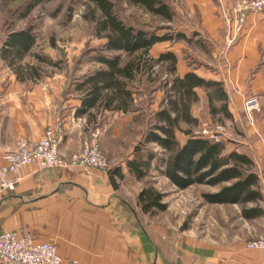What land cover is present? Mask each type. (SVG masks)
Segmentation results:
<instances>
[{
	"label": "crops",
	"instance_id": "1",
	"mask_svg": "<svg viewBox=\"0 0 264 264\" xmlns=\"http://www.w3.org/2000/svg\"><path fill=\"white\" fill-rule=\"evenodd\" d=\"M197 3L191 2L197 6L200 24L219 44L223 57L217 64L201 62L190 69L202 78L221 81L234 121L231 78L248 68L247 49L237 44L229 52L228 32L211 1ZM190 69L177 60V74ZM61 95L57 77L12 78L1 100L4 106L0 115L5 121L0 122V152L14 148L20 136L37 140L47 126L60 123L63 134L59 152L69 161L97 123L88 122L84 115L74 116L81 93L72 98ZM250 125L251 132L263 135V117ZM247 146L239 150L235 145L226 152L236 149L252 158L263 194L259 204L264 210V143L254 141ZM107 169L81 165L20 168L22 179L16 188L0 192V232L27 230L34 243L50 241L65 264L72 260L76 264H264V250L245 247L247 240L264 238V215L246 219L238 203H208L200 210L206 223L192 225L189 233L157 226L149 219L147 225L133 229V224L127 225L128 217L120 213V201L115 196L121 186L119 177H110ZM120 171L129 174L126 164Z\"/></svg>",
	"mask_w": 264,
	"mask_h": 264
},
{
	"label": "rangeland",
	"instance_id": "2",
	"mask_svg": "<svg viewBox=\"0 0 264 264\" xmlns=\"http://www.w3.org/2000/svg\"><path fill=\"white\" fill-rule=\"evenodd\" d=\"M29 1L0 0V45L9 32L32 28L36 41L30 53L22 59L21 65L26 68L23 73L27 74L30 72V66H34L42 77H57L61 81V96L68 95L72 98L74 94H80L73 88L77 79L101 67L90 59L92 55L102 51L105 41L103 37L97 36L95 30L94 19L99 17V11L91 0H43L28 10ZM111 1L115 11L126 24L154 29L159 35L168 33L174 37L177 32L185 35L184 39L155 44L148 51L149 57L154 59L161 51L171 50L189 69L199 66L201 62L217 64L223 57L219 44L211 39L201 26L196 4H191L202 3L204 0H163L175 13L170 21L155 17L125 0ZM210 1L215 14L225 26L226 34L228 32L229 52L237 44L246 47L247 53L244 55L249 60V66L231 78L234 121L222 111L212 113L205 92L200 88L197 91L198 100L191 105V114L197 118V122L191 125L182 122L180 127L192 129L195 134L213 135L217 140L222 139L227 142V149L236 145V148L242 150L254 141L264 143V133L262 135L259 131V136L256 131L251 132L250 127L255 118H264V6L261 10H247L243 24L239 28L231 29L229 22L233 14L230 8L235 0ZM226 45L227 43L225 47ZM34 55L50 59L55 64L46 59L40 60ZM122 58L124 61L129 59L126 55ZM166 66L167 62L154 64L150 74L149 70L145 69L138 82L134 83L137 87L135 98L138 110L126 114L106 111L96 115L97 124L92 131L99 132L96 139L107 160V168L125 167L135 144L142 139L143 133L150 126L152 113L159 109V104L165 96L164 81L173 76L166 71ZM12 78H16V75L5 61L0 59V113L4 106L2 97ZM251 97L256 98L257 107L248 113L244 110V102ZM214 106L219 108L220 102L215 101ZM4 121L0 115V122ZM185 137L182 131H177L176 138L179 142H183ZM146 148L160 154V149L154 144H148ZM157 162L158 158L152 160L153 165ZM262 170L264 173L263 168ZM119 181L121 186L115 196L117 202L120 201V213L128 217L127 225L133 224V229H140V224L147 225L149 219L157 226H171L176 232L185 230L188 233L192 225L200 227L206 223V217L200 210H204L210 202L205 201L203 195L216 192L221 187L193 184L180 189L154 170H151L149 177L141 180L124 173ZM149 184L163 194L162 202L167 204L164 211L150 215L142 213L136 203L138 191ZM229 213H232L231 209Z\"/></svg>",
	"mask_w": 264,
	"mask_h": 264
},
{
	"label": "trees",
	"instance_id": "3",
	"mask_svg": "<svg viewBox=\"0 0 264 264\" xmlns=\"http://www.w3.org/2000/svg\"><path fill=\"white\" fill-rule=\"evenodd\" d=\"M91 1L99 11V17L94 19L96 34L105 41L102 51L90 58L101 67L83 74L74 83L73 88L81 93V104L75 108L74 116L84 115L88 122H95L96 115L105 111L133 113L139 109L134 83L138 82L145 69L150 74L154 64L167 62L166 71L173 76L165 79V96L159 109L152 113L150 126L135 144L131 157L126 160L128 173L134 179L141 180L149 177L151 170H154L180 189L193 184L218 185L221 186L218 191L203 195L205 201L238 203L240 213L246 219L264 215L259 204L263 200V194L258 174L253 170L252 158L236 149L226 152L227 142L222 139L195 134L192 129L180 127L182 122L190 125L197 122V118L191 114V105L198 100L197 88L204 90L212 113L222 111L226 117H232L221 81L202 78L192 69L183 75L176 74L178 56L171 50L161 51L154 59L148 55L149 49L155 44L161 41L174 42L184 39L185 35L182 32H177L174 37L168 33L159 35L154 29L126 24L115 11L111 0ZM125 1L166 21L172 20L175 15L163 0ZM42 2L43 0H30L28 10ZM35 41V33L29 27L9 32L0 45V59L20 79L40 76L34 66H30V72L24 74L23 69L26 68L21 65ZM123 55L129 59L124 61ZM34 56L55 64L45 57ZM215 101L220 102L219 108L214 106ZM177 131L185 134L183 142L176 138ZM148 144L156 145L160 154L147 149ZM154 158H158V162L153 165ZM107 172L110 177L117 175L120 179L124 176L119 167L108 168ZM162 200L163 194L151 184L141 187L136 196L140 211L149 215L166 209L167 204ZM251 202L255 204L248 207L247 204Z\"/></svg>",
	"mask_w": 264,
	"mask_h": 264
},
{
	"label": "built area",
	"instance_id": "4",
	"mask_svg": "<svg viewBox=\"0 0 264 264\" xmlns=\"http://www.w3.org/2000/svg\"><path fill=\"white\" fill-rule=\"evenodd\" d=\"M264 0H235L231 6L233 17L229 26L239 28L245 19L247 10H261ZM256 98L244 102V110L250 112L257 107ZM60 123L49 125L37 140H28L20 136L14 148L0 152V192L12 191L22 179L20 168L35 165L39 169L59 168L81 165L88 168L105 169L107 160L97 142L98 131L81 142V148L67 161L59 152L62 138ZM214 138L213 135H206ZM217 140V139H216ZM247 249L264 250V238L257 237L245 242ZM70 261V264H76ZM0 264H65L52 242H33L27 230H6L0 233Z\"/></svg>",
	"mask_w": 264,
	"mask_h": 264
}]
</instances>
